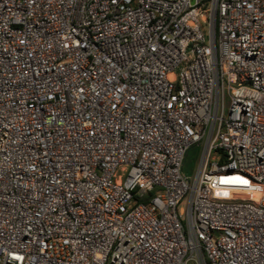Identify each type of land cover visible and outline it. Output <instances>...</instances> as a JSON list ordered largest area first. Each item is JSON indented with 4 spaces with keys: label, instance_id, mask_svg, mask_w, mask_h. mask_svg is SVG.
I'll return each mask as SVG.
<instances>
[{
    "label": "built area",
    "instance_id": "built-area-1",
    "mask_svg": "<svg viewBox=\"0 0 264 264\" xmlns=\"http://www.w3.org/2000/svg\"><path fill=\"white\" fill-rule=\"evenodd\" d=\"M0 264H264V0H0Z\"/></svg>",
    "mask_w": 264,
    "mask_h": 264
},
{
    "label": "rangeland",
    "instance_id": "rangeland-1",
    "mask_svg": "<svg viewBox=\"0 0 264 264\" xmlns=\"http://www.w3.org/2000/svg\"><path fill=\"white\" fill-rule=\"evenodd\" d=\"M201 155L200 147H192L188 154L184 164V175L188 178H192L196 172L198 161Z\"/></svg>",
    "mask_w": 264,
    "mask_h": 264
}]
</instances>
